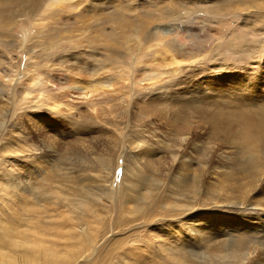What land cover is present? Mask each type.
Returning a JSON list of instances; mask_svg holds the SVG:
<instances>
[{"label":"rangeland","instance_id":"1","mask_svg":"<svg viewBox=\"0 0 264 264\" xmlns=\"http://www.w3.org/2000/svg\"><path fill=\"white\" fill-rule=\"evenodd\" d=\"M108 1L113 2H111V5H109L110 2ZM127 1L129 0H100L99 3L103 4L102 6L99 5L101 8L99 6L95 8L97 4H94L92 9H90L87 13H83L82 15H79V12L86 9L88 5L91 6L92 4L90 5V2L97 3L98 1L96 2L95 0H89V2H81L82 4L79 8L65 11L57 9L60 8V5L54 6L53 2H44L43 7L37 14H33L27 10L25 14L16 16V25L11 28L12 31L10 30L9 32L3 33L4 35H2V31H0V55L3 57V59H0L2 61L0 62V77L2 75L8 74L6 72L7 69L12 70V78L20 77L17 79L18 82H16L18 83V88L21 90L29 89V91H31L30 89L33 84H36L40 81V83L37 84L38 88H36L33 92L34 95H38V97L34 95L33 97H37L36 100L40 101L36 105L33 102H26L25 104L21 98H18L12 102L11 100H13V98L10 99L7 97L9 99L7 100L6 98L3 99L1 98L2 96H0V108L5 107L12 112V114L11 112H7L8 115L6 117V123L2 131H0V148H2L0 150V179H7L9 181L10 177L8 176L10 173L8 174V172L11 171L7 170L9 168H7L8 166L6 165L9 164L10 161H21V164L24 165L22 170L26 169L27 167L28 169H31L32 165L38 164V166L41 168L40 173L33 172V174L31 172L28 175L26 173L22 175L19 170H14L12 176L16 177L17 179L25 176L23 179H26L24 180V182H26L27 179L31 178L30 175H32L35 180H33V182L36 185L44 183L40 181H43V179L46 181L51 177L49 182L52 181L59 190L64 187V192L66 194L68 193V195H78L77 192L81 185H87L91 190L97 191L96 188H99V186L103 184L102 181H96L100 173V170H98L99 168H95V166L92 165L98 158L107 157V159H111V161L115 162L113 165L115 166L114 180L112 183L109 182L110 180L106 182V188L110 187L108 190H106L107 192H112V194L104 200L105 202L103 201V205L101 206V211L106 210V215H104L105 220H103L102 223H107L111 218L112 220L115 218L116 210L114 209H118V199H120V196L121 199L123 197L125 200H128L130 199V196H141L147 193V189H144L145 186L139 187L138 193L133 192L130 194V196H127L129 193L127 194L126 191L124 192L123 174L126 170V161H128V158H138L137 162H140L138 166L146 179H150V176L159 177L158 175H160V171L162 172L161 176H164L165 178H159L161 180V188L159 193H157L160 194L163 192V190H166V186L171 179L170 177H173L176 174L174 173V169H177V167L175 168L176 162L174 161L171 154L173 150H176V148L172 145H175L176 140H179V135H185V176H188V178L186 176L185 179H188L187 181H190V185H192L190 179L198 177L200 178L201 183L197 186L199 194L197 199L193 198L189 193L190 189H185V218L175 222L174 228L178 230L177 232L179 235H181V232L179 233L180 229L183 228L185 230V242L183 241L182 243L184 244L183 250L185 252L183 253H185V258L187 259L186 261L192 262V254H195L196 256L194 257H196V261L200 262L208 258L211 260V264H217L216 261L218 257L213 255V251L217 252L216 248L220 247V243L218 242L219 240L224 238L223 242L227 244L229 239L234 238L236 241L235 244L239 242L240 246H242V240L246 241L248 244H251L252 242L260 243L263 240L264 232L254 231L242 234L239 231L233 233L229 231L231 235L229 233L227 234L223 232L225 229H227L226 227H237V225L246 223L248 221L247 219L250 218L258 219L259 217L258 220L260 221L264 219V212L259 209L260 207H255L259 206L257 204L258 202H264V171L263 175L261 176L263 180L260 183V188L257 187V192H255L253 195H248V198L249 196L250 198H247L244 206L237 204L238 200L236 202H226L225 200L216 198L218 194L215 192L218 191V186L224 185L222 182L230 184L236 179L238 181L239 179L242 180L241 177L244 176V169L240 168L243 165V162L241 163L239 159H243L244 156H241L240 151H238L236 147L234 148L232 145L228 146L227 140L230 138H226L224 133L216 131V129L213 127V119H216L217 116H220L217 118H219V120H224L225 117L217 114L220 108L216 109V106H220L221 101L215 102V93L204 90V86L208 87L209 83L203 82L204 78L202 77L203 75H201V73L202 71H205L206 73L204 74L209 75L210 73L216 71L218 73H231L235 75L236 73L241 74L242 72V74L244 73L242 79H245L250 84H254L255 80H251L249 73L244 71V66L248 65L249 61L254 59V57L251 51L247 50V48L241 45V39L245 38L244 44L249 43V38L252 39L251 30H253L254 27L259 29L261 36H264V31L263 28L261 29V25L253 24L257 17V7L262 2H251V0L250 2L248 0H230L226 2V8L216 10L211 6V4L213 2L223 4L224 2H222V0ZM103 2H105V5ZM118 3H120L123 7L121 6L122 8H118L119 10L117 11L115 10L116 7L114 5H118ZM180 3H185V5L190 7H184V11L191 10L193 12H198H192L190 14L183 12L182 14H179L175 8L177 5H179L180 8ZM12 8L17 14L21 10L20 6H13L9 9ZM43 11H45L44 14H42ZM52 11L56 12L57 14L56 19L53 21L47 17L48 15L50 16ZM97 11L100 13V15L95 14ZM128 12L130 14H128ZM136 14L140 16L136 17ZM142 17H144V20H147L146 22L151 21L150 28L143 26V29H141L138 25L131 24L133 22L138 23ZM159 17L161 19H159ZM211 19L215 21L216 25L210 24L211 28H209L207 20ZM126 20H129L131 30L127 29L129 25H123L128 22ZM55 22L60 23H56V25H59L58 27H56L54 24ZM122 30H125L127 33L120 40L117 38H112L113 36L109 35V32L114 31L119 33ZM146 30L148 33H153L156 36V41L160 39L167 40L172 49L176 46L185 49V61L183 62L185 68L184 66L182 67L183 69L179 68V70L182 71L181 76L185 81V122L184 124L182 123L180 128L176 122V124L174 123V120L177 119L172 114H170L177 110V108H172V105L175 104L173 102L174 97L165 103L163 100H161L163 98L155 100V97L152 96L154 95L157 87H161L162 85L165 86V83L169 84L168 82H172L170 77H172V74L175 75L174 70L176 69L174 68H176V65L172 66V69H170V62L166 60L167 64H164L165 60L162 57L165 55H162L161 57V54H157L155 56L158 62L161 63L162 61V65L159 63L162 70L161 75H155V80L157 82L154 80L151 82V80L149 81L148 79H145L141 84H139L140 86L136 85L140 91L138 90V93L135 94L131 90L133 93L132 94L127 87L122 88L123 85H127V83L124 81V76L126 75L125 77H128L127 74L122 73V70L126 72L130 71L129 76H132L133 80H137L138 82L142 81L143 78H146L149 73L155 70L149 66L148 68L144 67L143 65H141V67L138 64L136 66L137 62L141 60L145 61L148 56L153 57V54L156 50L153 48H147L145 44V40H147L145 35ZM162 33L167 36H164ZM220 33L222 35L219 36ZM215 34H217V36H213ZM148 38L150 37L148 36ZM185 40H188V42L185 43ZM11 41L16 43L17 46L15 44L13 46L15 49H11L9 46L6 48V43ZM199 41L206 49L210 50L212 46L213 49L207 54L208 56L206 57L199 55L192 58L188 48L193 47L195 43L197 44ZM112 46H118V48ZM20 48L21 51H18ZM114 49H120L122 51V57L119 59L120 62H114V64L119 65L123 60V64L120 66H114L112 63H109V61H111L110 58L112 55V50ZM21 52L23 54H21ZM124 53H127V55H123ZM143 53L147 54V56L145 57V54ZM86 61L90 63L89 65L91 68H89ZM98 63L109 64L106 68L98 69ZM207 64H212V66H215L216 69L208 71L206 69ZM40 65L42 66V72L40 71ZM124 65L126 66L124 67ZM164 65L167 68L169 65V69L170 71L173 70L171 71L173 73L170 74L169 69L166 70ZM51 66L54 69L51 68ZM128 66L130 68H128ZM83 67H86L85 69L87 72L85 69H81ZM92 67L98 70L89 71L92 69ZM140 67L143 70H141ZM25 68L28 71L24 73ZM228 68L229 70H227ZM260 68L264 67L261 65ZM81 70L85 71L82 72ZM36 71L39 72V74ZM163 71H165V73H163ZM181 71L178 72L180 73ZM166 72H169L170 75H166ZM132 73L133 75H131ZM145 73L147 75H144ZM190 74L192 75L191 77H189ZM195 74H197V76ZM214 75L219 76L217 73H214ZM226 77L227 75L222 79H226ZM1 78L0 80H3V78ZM109 78L111 83H113L112 88L120 89L121 87L118 92L109 91L111 87L106 86L108 85V82L106 83V81H109ZM174 78H176L173 80L174 84H177L179 79L177 76ZM213 78L216 79L215 76ZM217 79L220 78L217 77ZM258 79L259 77L256 78L257 81H259ZM158 80L161 81V83ZM103 82L104 84L106 83V85L102 84ZM41 84L43 85L44 90L42 89ZM176 86L177 85L170 86L169 91L172 92L173 95L183 89V86L181 85H178L177 87ZM153 87L156 88L154 89ZM56 90H58L56 94L59 97H56V101L58 102L59 100L58 103L61 102L59 104L61 107L59 111L54 112L46 107L44 104L46 101L40 97L39 93H45L46 95L49 92V94L46 95L48 96L50 94H54ZM232 90V88H228V91ZM241 91L243 92L241 94L242 96H236L244 97L251 95L247 90ZM199 93L203 95L202 98H200ZM164 95H166L164 97L165 100L167 98V94L164 93ZM122 98H126V100H124V104L121 101ZM250 98H252V96ZM257 98H259V100H264V90L261 95L257 96ZM67 103L70 105L72 104L74 109L70 111L65 106ZM62 105L64 106L62 107ZM125 105H127V107ZM165 105H167V108L163 109L161 112L167 114L161 118L162 115L159 114V110L162 108L161 106L165 107ZM65 108H67L68 111ZM169 108H172L170 112ZM123 111H126L124 115L127 117L122 114ZM166 116H169L168 119L170 122L168 119H166ZM146 124L150 126H147ZM174 125L176 126L174 127ZM140 130H142L144 134H141ZM15 140H19L21 143H18ZM163 140L170 145L168 149L169 151H166V149L161 147L163 146L161 143ZM139 142H142V145L139 146ZM23 143L26 146L25 148L24 146L21 148ZM148 145L151 147H148ZM158 147L160 149H158ZM4 148L5 152L3 151ZM11 148L16 150L14 151ZM171 148L174 149L171 150ZM227 158H230V161H227L228 163L224 165L223 160H226ZM21 159H23V161ZM25 159L28 162H26ZM171 159L173 161H171ZM3 161L8 163H4ZM163 162L165 164H163L165 166L164 168L162 165ZM116 165L118 166L116 167ZM133 166L135 167L136 163L133 164ZM155 167L159 168L157 170H160L158 171V175ZM225 167L228 168V170ZM153 170H155L156 173ZM225 170L228 172L226 173ZM165 171L169 172L170 175L167 176L168 174H165L167 173ZM56 172L58 176L56 175L54 177V175H51L56 174ZM58 172L67 177H65V179H59L60 175ZM163 172L165 173L163 174ZM240 173L241 175H238ZM237 175L239 176V179ZM167 177L168 181L166 180ZM38 178L41 179L39 180ZM163 181L164 183H162ZM168 187L169 186H167V189ZM27 195H30V191L27 193H22L21 199L24 200ZM72 195L70 196L73 197ZM114 199L117 200V204H115ZM120 203H122V200ZM130 206L134 207V205ZM60 207L61 209L59 211L62 210V212H66L68 209L73 212V208H68L69 206L64 205L63 203ZM3 209L4 207L0 202V251H7L9 240H5V238L2 237L1 232L2 227L5 224L3 219L7 217L8 220L9 214ZM133 216L134 214L129 215L126 213L125 215V213H123V217L125 218H132ZM67 217L71 218L73 222H75L76 226L85 225V222H82V217L81 221L76 220L77 216H75L73 219L72 216L68 214ZM86 217L91 221L93 220L92 217ZM203 217L205 219L208 218V220H205ZM99 220L97 221L96 218L94 219V222L97 221L98 223ZM128 220L129 224L130 219ZM122 221L124 222L123 219ZM183 221H185V226L182 223ZM253 222L255 223L254 225H258L256 221ZM158 223L163 224L166 222L158 221ZM212 223L215 224L214 227H218V229H214V227H212V232L216 230L218 233L213 234L212 236L209 234L203 238V233L207 232L206 230L211 226ZM125 224L127 223H124L123 225ZM141 224L142 220H133V222L130 223V227L129 225L123 226L121 233L119 232L115 236L121 237L136 232V235H134L132 239L135 240V242L138 241L139 243L136 242V245L140 246L142 242L144 243L145 235L140 236L139 234L143 235L145 231L136 228H140ZM162 224H157L156 222L155 226ZM97 225L100 226L101 223ZM89 226L91 228V225ZM219 227H222V229H219ZM174 228L173 231L176 232ZM138 230L142 232L140 233ZM152 230L153 232L158 231L154 227ZM177 232L175 234L173 232V234L176 235ZM173 234L172 236H174ZM110 238L112 237L106 236V239ZM207 238L209 241L213 239L210 244L207 243ZM156 240H159V236L154 241L156 242ZM101 242H103V240H101ZM134 245V242L124 245L125 248H121L120 251L129 254L127 249L132 246L130 250L135 251L133 248L137 246ZM208 245L211 247L207 251ZM240 246L239 248H241ZM153 248L148 247L146 244V247H144L146 250H142L144 251V256L142 257L138 256L136 251L133 256L128 258L119 254L121 253L119 252L110 258L107 257L109 256V254H107L106 258H103V260L100 261L99 259H94L93 261L94 264H179L173 260L170 261L168 259L167 261L164 256V251L161 252L157 247L154 249ZM151 249L153 250L150 251ZM234 251L236 252L237 250L235 249ZM202 254H206V257ZM261 257L262 256L259 255L257 258ZM257 261L259 263L264 262V260ZM81 262H83V259L77 261L78 264ZM92 263L93 262H90V264ZM0 264H3L1 257Z\"/></svg>","mask_w":264,"mask_h":264},{"label":"bare ground","instance_id":"2","mask_svg":"<svg viewBox=\"0 0 264 264\" xmlns=\"http://www.w3.org/2000/svg\"><path fill=\"white\" fill-rule=\"evenodd\" d=\"M95 1L96 2L98 1V2L97 3L90 2L89 4L90 5L92 4V5L91 6L88 5L86 7V9L83 8L84 10H82V11L80 8L81 12H79V15H82L83 13H87L90 9L93 8L92 6H94V4L95 5L97 4L95 6V8L98 7L99 5L100 6L103 5V4L99 3L100 0H95ZM130 1L131 0H129L127 2H130ZM186 1H188V0H186ZM227 1H230V0H222V2H224L223 4H218L217 2H213L211 4V6L216 10L224 9L227 6V3H226ZM238 1H244V0H238ZM248 1L250 2V0H248ZM0 2H1V5H0V31H2V35H4L3 33L9 32L11 30V28L16 25L15 24L16 16L25 14L27 10L33 14H37L39 12V10H41V8L43 7L44 2H53L54 6L60 5V8H57V9L65 11V10L77 9L81 6V4H82L81 2H89V0H0ZM108 2H110L109 5H111V2H113V1H108ZM251 2H262L257 7V11H256L257 17L254 20L253 24H260L261 29L263 28V31H264V0H251ZM103 3L105 5V2H103ZM120 3H118V5H114L116 7L115 10L118 11L119 10L118 8L123 7ZM174 5H176V4H174ZM13 6H20L21 10L18 14L13 10V8L9 9L10 7H13ZM184 7L190 8L187 5H185V3H180V8H179V5H177L175 10L177 12H179V14H182L183 12H187L188 14H190L193 12L191 10L184 11L185 10ZM137 8H138V5H137ZM130 9H132V8H130ZM18 11H19V9H18ZM134 12H135V10H134ZM197 12L198 11H195L193 13H197ZM44 13H45V11L42 12V14H44ZM122 13H120V14H122ZM95 14L100 15V13L98 11L95 12ZM128 14H130V13L128 12ZM56 15H57L56 12L52 11L50 16L48 15L47 17H48V19L53 21L56 19ZM101 15H104V14H101ZM138 16H140V15L136 14V17H138ZM159 19H161V18L159 17ZM159 19H157V20H159ZM106 20H107V17H106ZM126 21H128V22L126 24H123V25H129V27H127V29L131 30V25H130L129 20H126ZM146 21L147 20H144V17H142L140 19V21H138V23L133 22L131 24H136L141 29H143V26L146 28H150L151 21H148V22H146ZM56 23L57 22H55L54 24L56 25ZM207 23H208L209 28H211L210 24L216 25L215 21L213 19L207 20ZM54 24H51V25H54ZM93 24H90V25H93ZM217 24H218V22H217ZM224 24H226V23H224ZM58 26L59 25H56V27H58ZM63 26H65V25H63ZM213 29H215V28H213ZM126 33L127 32L125 30H122L119 33L113 31V32H109V35L113 36L112 38H117L118 40H120ZM147 33H148V31L146 30L145 35H146L147 40H145V44H146L147 48L156 49L155 53L153 54L154 58L148 56V58L145 59L146 62L144 60L143 61L141 60V61L136 63V66H137V64L140 66L143 65L144 67H147V68L149 66V67H152L153 69H155L156 72H155V70L154 71L152 70L153 72L149 73V75H147L145 73L144 75H147V77L143 78L142 81L138 82L137 80L136 81L133 80L132 76H129L130 71L126 72V71L122 70V73L127 74V76H128V77H125L126 75L124 76V81H125V83H127V85H123L122 88L127 87L130 91L132 90L135 94V93H138V90H139V88H137L136 85L141 84L145 79H148L149 81L151 80V82H152V80L157 82L155 80V78H156L155 75H158V74L161 75L162 61H161V63L158 62V60L155 58V56L157 54H161V57H162V55L163 56L165 55L164 57H162L165 60L164 64H167L166 63L167 61L170 62L171 68L169 67V65H168V68L164 65L165 66L164 68H166V70H168L169 68L172 69V66L176 65V68L173 67L174 69H176V70H174L175 75L172 74L173 78L170 77L171 78L170 80L172 82H168L169 84L162 81L163 83L166 84L165 86L164 85L161 86V84H160L161 87H157L158 89L155 87L156 90H155V92L153 91L154 95H152V96L155 97L154 98L155 100L159 99V98L160 99L163 98L161 100H163L165 103L174 97L173 102L175 104L172 105V108H177V110L176 111L174 110L175 112L170 113V114H172L177 119V120H174V123L176 122L180 128L182 126V123L184 124V122H185V81H184L183 77L181 76L182 71L179 70V68H182L184 66L183 62L185 61V49L180 48L178 46H176L172 49L171 45L168 43L167 40L160 39V40L156 41L157 40L156 36L153 33H148V36L150 38H148ZM217 34H215L213 36H217ZM251 34H252V39L249 38V43H247V44H244L245 38L244 39L240 38V39L242 42L241 45L244 46L245 48H247V50L251 51L253 54V57H254V59L249 61L248 65L244 66V71H247L249 73L251 80H255L254 84H250L245 79H242L243 75H244V73L242 74V72H241V74L236 73L235 75L231 74V73L230 74L218 73L216 71L210 73L209 75L204 74V73H206L205 71H202V73H201V75H203L202 77L204 78L203 82L209 83L208 87L204 86L205 87L204 90H206L208 92L215 93V102L221 101V105L216 106V109L220 108L217 114L221 115L222 117H225V119H226V120L224 119L225 121L219 120V118H217V117H220V116H217L216 119L212 118L213 119L212 120L213 121L212 122L213 127L216 129V131L224 133L226 135V138H228V139L230 138L229 140H227L228 142L226 141L228 146L232 145L234 148L236 147V149H238V151H240L241 156H244L243 159H239V161L241 163L243 162V165L240 167V168L244 169V171H243L244 173L242 172L244 174V176L241 177L242 180H240L239 176H238V175H241V173H240L237 175L239 181L236 179L237 181L235 180L234 182H232L230 184H228L226 182H222L224 185L218 186L219 189H217L218 191L215 192L218 194V196H216V198L221 199V200H225L226 202H236L238 200L237 204H239L241 206L245 205V202L248 198V195H250V194L253 195L255 192H257V187L260 188V183L263 180V178L261 176L263 175V171H264L263 170V166H264V100L263 99L259 100V98H257V96L261 95V93L264 90V68H260L261 65L264 67V36L260 35L259 29L256 27H254V29L251 30ZM163 35L167 36L165 34H163ZM220 35H222V34L220 33L219 36ZM140 36H142V35H140ZM159 36H161V35H159ZM187 42H188V40H185V43H187ZM14 44L16 45V43L14 41L6 43V46H7L6 48H8V46H9V48L15 49V47H13ZM112 47L118 48V46H112ZM127 49H128V47H127ZM188 49H189V52H190V55L192 58H194L195 56H199V55L206 57V56H208L207 54L213 49V46L210 50H208L199 41L197 44L195 43V45L193 47H190ZM18 51H21V48L18 49ZM22 51H23V49H22ZM121 53H122V51L120 49L112 50V55L110 58L111 61H109V63L110 64L112 63L114 66L122 65L123 64L122 59H121L122 61L119 65L114 64V62H116V63L120 62L119 59L122 57ZM21 54H23V53L21 52ZM143 54H145V53H143ZM143 54H141V55H143ZM123 55L126 56L127 53H124ZM146 56H147V54H145V57ZM179 56H182V57H179ZM0 57H2V56L0 55ZM9 57H10V54H9ZM89 57H91V56H89ZM116 57H117V59H116ZM161 57H159V58H161ZM0 59H3V57ZM28 59H27V61H28ZM0 62H2V61L0 60ZM58 63H59V61H58ZM86 63L89 66V68H91L89 65L90 63H88L87 61H86ZM109 63H104V64L98 63V66H99L98 69L106 68ZM41 65H42V63H41ZM41 65L39 66L40 71H41V67H42ZM56 66H58V65H56ZM125 66L126 65H124V67ZM33 67H34V65H33ZM141 67H140V69H141ZM26 68L24 69V73L28 71L27 70L28 68L27 69ZM51 68H53V67L51 66ZM85 68L83 67L81 69H85ZM128 68H130V67L128 66ZM184 68H185V66H184ZM31 69H30V71H31ZM98 69H95L92 67L91 70H89V69L88 70L89 71H97ZM170 69H169V71H170ZM206 69L208 71H212L213 69H216V67L212 66V64H207ZM141 70H143V69H141ZM146 70H148V69H146ZM227 70H229V68ZM84 71H82V72H84ZM171 71H173V70H171ZM171 71H170V74L173 73ZM178 71H181V72L179 73ZM184 71H185V69H184ZM184 71H183V73H184ZM6 72L8 74L2 75L1 77L3 78V80H0V96H2L1 98H3V99L6 98L7 100H9L7 97H9L10 99L13 98V100H11L12 102L17 100L18 98H21V100H23V103H25V104H26V102H28V103L33 102L36 105L38 102H40L39 100H36L38 95H34V93H33L34 90L36 88H38L37 84L40 83L39 80H38L39 81L38 83L33 84L31 86L30 90L32 92L29 91V89L21 90L18 88V83H16V82H18L17 79H19L20 77L19 78H16V77L12 78V76H11V74L13 73L12 70L7 69ZM86 72H87V70H86ZM37 73L39 74V72H37ZM133 73L131 75H133ZM152 73H154V74H152ZM163 73H165V71H163ZM214 73L219 74V76L214 75ZM167 74H169V72H166V75ZM195 75L197 76V74H195ZM221 75H223V76H221ZM226 75H227L226 79H222ZM176 76L179 80H178L177 84H174L173 80L176 79V78H174ZM183 76H185V75H183ZM191 76L192 75L190 74L189 77H191ZM214 76L216 77V79L213 78ZM217 77H219L220 79H217ZM257 77H259V79H258L259 81L256 80ZM26 78H25V80H26ZM134 79H137V78H134ZM157 79H159V78H157ZM207 80H209V81H207ZM21 81H23V80H21ZM104 82L102 84H104ZM159 82L161 83V81H159ZM166 82H167V78H166ZM230 82H232V83H230ZM106 83L108 85H106ZM106 83L104 85L111 87L110 88L111 90L109 89V91L118 92L121 89V87H120V89L112 88L113 83H111L110 78H109V81H106ZM153 83H152V85H153ZM156 84H155V86H156ZM169 85L170 86L181 85V86H183V89L180 90L175 95H173V93L169 91L170 90ZM41 87L43 89V85ZM228 88H232L233 90L228 91ZM39 89H40V87H39ZM42 89H41V91H42ZM58 90H56L54 94H52V95L50 94L48 96H46V95L49 94V92L46 95H45V93H39L40 97L45 99L46 102L44 104L46 105V107L48 109L54 111V112L59 111L60 107H61V105L59 106V104L61 102L58 103L59 100H58V102L56 101V97L59 98L56 94ZM241 90H247V91H249V93L251 95L244 96V97L236 96V95H241L243 93ZM132 91H131V93H132ZM143 92H144V90H143ZM164 93L167 94V98L165 100H164V97L166 95H164ZM33 95L37 96V97H33ZM147 95H149V94H147ZM199 96H200V98L203 97V95H201V94ZM251 96H252V98H250ZM132 97H133V95H132ZM124 100H126V98L121 99L123 104H124ZM127 104H128V102H127ZM63 106L64 105H62V107ZM65 106L70 111L74 109L72 104L70 105L69 103H67V105H65ZM125 106L127 107V105H125ZM166 106L167 105H165V107L161 106L162 108L160 107L162 109V110L161 109L159 110V114L162 115L161 118H163V116L167 114V113L161 112V111H163V109L167 108ZM22 107H23V105H22ZM38 108H40V107H38ZM67 108H65V109H67ZM68 109H67V111H68ZM171 109L169 108V112ZM7 112H11V111L5 107L0 108V131H2V129L6 123L5 121H6V117L8 115ZM125 112L126 111H123L122 114L124 115ZM11 114H12V112H11ZM157 114H158V112H157ZM125 117H127V116H125ZM168 118H169V116L166 119H168ZM168 121H169V119H168ZM9 122H11V121H9ZM172 122H173V120H172ZM147 126H150V125H147ZM175 126L176 125H174V127ZM215 129H213V130H215ZM144 130H145V128H144ZM147 131H149V130H147ZM140 133L144 134V132L142 130H140ZM132 136H134V135H132ZM178 138H179V140H178L179 142L176 140L175 145H172L173 147L176 148V150H173L174 148H171V150H173V152L171 153L172 157H173L174 161L176 162L175 168L177 167V169H174L175 170L174 173H176V174L173 177H170L171 178L169 180L170 184L165 183L171 189L169 187L167 189V186H166V190L165 191L163 190V192H161L160 194H158L159 190L161 188V180H160L161 178L160 177H164V176H161L162 172L160 170H157L159 168L155 167L156 168L155 170H157V175L159 174L158 171H160V175H158L159 177L150 176V179H146L143 176L142 171L140 170V168L138 166L140 163V162H137L138 158L132 159L130 157L128 158V156H127V158H128V161H126L127 166H126V170L123 174V181H124V189L123 190H124V192L126 191L127 194L129 193V195H127V196H130V194L133 192L138 193L139 187L145 186L144 189H147V193L145 195H141V196L140 195L135 196V197L130 196V199H128V200H125L123 197L121 199V196H120V199H118L119 200L118 201V209L117 208L114 209V210H116L115 218L113 220L111 218L110 221L108 220L109 222H107V223L105 221H104L105 223H102V221L105 220L104 215H106L105 214L106 210L101 211V206L103 205V201L105 199H107L112 194V192H109V191L107 192L108 188H110V187L106 188V182H108L110 180L109 182L112 183L114 180L113 178H114V174H115L114 173L115 166H113V165L115 164V162L111 161V159H107V157H100L93 163V165L91 164L92 166H95V168H99L98 170H100V173H99L96 181H102L103 184H101L99 186V188L98 187L96 188L97 191L91 190L87 185H84V186L81 185L78 189V192H77L78 195H74V194L68 195V193L66 194L64 192V187L59 190L57 188V186L53 184L52 181L49 182V179L51 177L50 178L47 177L48 179L46 181H45V179H43V181H40V182H44V183L36 185L33 182L34 177H32V175H30L32 179L29 178V179H27L26 182H24V180H26V179H23V177H25V176H23L22 178L18 177L19 179L12 176V173H14V170H19L22 173V175H24V173H26L28 175L31 172L32 173L33 172L40 173L41 168H40V166H38V164L32 165L31 169H28V167H27L24 170H22L24 168V165L21 164V161H14L13 160L14 162L10 161L9 164H7V165L5 164L6 166H8L7 168H9L7 170H10L11 172L6 171V172H8V174L10 173L9 176L7 174V176L10 177L9 181L7 179H5V180H2V178L0 179V202L2 203V206L4 207L3 210L6 211L9 215H8V220H7V217L5 219H3L5 224L2 227L1 234H2V237L5 238V240H7V239L9 240V246H8L7 251H0V257L2 259V263L3 264H76L77 261H79L80 259H83V262H81L80 264H90V262H93L92 264H94V261H93L94 259L95 260L99 259L101 261V260H103V258H106L107 254H109V256H107V257L110 258L111 256H113L119 252H121L119 254L128 258V257L133 256L135 251H136V254L138 256L142 257V256H144L143 255L144 251H142V250H146V249H144V247H146V244H147L148 247H151V248L157 247L161 252L164 251V256H165V259L167 261L169 259L170 261L173 260L179 264H211V260H209L208 258L203 260V261H200V262L196 261L195 260L196 257H194V256H196L195 254H192V256H193V258L191 257L193 259L192 262L186 261L187 259L185 258V253H183V252H185L183 250L184 244L182 243L183 241L185 242V236H186L185 230L183 228L180 229L179 233L181 232V235H179L177 232L178 230H176L174 228L175 222H178L179 220L185 218V189H188V190L190 189L189 193L192 195L193 198L197 199V197L199 195L197 186L201 183L200 178H198V177L190 179L192 185H190V181H187L188 179H185V177L187 176V175L185 176V135H179ZM15 141H17V140H15ZM17 142L19 143L20 141L18 140ZM24 142H25V139H24ZM142 142H139L138 145L139 146L142 145ZM161 143L163 146H161V145L160 146L162 148L166 149V151H169L168 149H169L170 145L168 143H166L164 140L161 141ZM152 144L155 145L154 143H152ZM158 144H160V143H158ZM150 145H151V143H150ZM150 145H148V147ZM3 146H4V144H3ZM22 146H24V148L26 147L24 143L21 145V148H22ZM1 149L2 148H0V150ZM11 149H13V148H11ZM158 149H160V148L158 147ZM4 150H5V148L3 149V151ZM19 150H20V148H19ZM4 152H3V154H4ZM0 155H1V153H0ZM21 160L23 161V159H21ZM39 160H41V159H39ZM221 160H223V159H221ZM25 161L28 162L26 159H25ZM171 161H173V160L171 159ZM223 161H224L223 163L225 165L226 163H228L227 161H230V158H227L226 160H223ZM4 163H8V162H4ZM135 163H136V166L134 167L133 164H135ZM28 164H30V163H28ZM163 164H164V162L162 163V165ZM164 165H163V168L165 167ZM224 165H222V166H224ZM117 166L118 165H116V167ZM52 167H54V166H52ZM158 167H160V166H158ZM45 168H46V166H45ZM226 169L228 170V168H226ZM5 170H6V168H5ZM155 170H153V171H155ZM163 170H165V169H163ZM227 170H225L226 173L228 172ZM165 172H167V171H165ZM165 172H163V174ZM155 173H156V171H155ZM165 174H168L167 176L170 175L169 172H167ZM45 175H46V173H45ZM51 175H54V177L56 175L58 176L57 172H56V174H51ZM59 175H60L59 179H61V178L65 179V177H67V176H63V174H61V173H59ZM36 177H35V179H36ZM187 178H188V176H187ZM66 180H67V178H66ZM166 180L168 181V177ZM77 181H79V180H77ZM123 181H122V183H123ZM55 183H56V181H55ZM162 183H164V181ZM28 191H30V195H27V197L25 199L30 200V201H27L25 199L24 200L21 199L22 198L21 194L27 193ZM118 192H117V194H118ZM70 195H72L73 197H71ZM171 196H173V197H171ZM249 198H250V196H249ZM171 199H173L174 201ZM114 200H115V204H117V200L116 199H114ZM114 200H112V201H114ZM121 200H122V203H120ZM62 203L64 205L69 206L68 208H73V212L68 210V209L66 212H62V210L59 211L61 209L60 206L62 205ZM195 204H197V203H195ZM257 204L259 206H255V207H260L259 209L264 212V202L263 203L258 202ZM130 205H134V207H132ZM127 206H129V207H127ZM73 213L75 214V216H77V218H76L77 221H81V217H82V222L84 221L85 225H87V226H85V225L76 226L75 222H73V220L71 218L67 217V215L69 214L74 219L75 216ZM123 213H125V215H126V213L129 215L134 214V216L132 217L134 219H132L131 217L130 218L123 217ZM6 216H7V214H6ZM86 216L92 217L93 220L91 221L90 219H87ZM96 218H97V221L100 219L98 223H97V221L94 222V219H96ZM122 219L124 220V222L122 221ZM128 219H130V223H132L133 220L134 221L135 220H142V224H141L140 228H136V229H142V231H145V233H143V235L139 234L140 236L145 235L144 236L145 237L144 243L142 242L140 244V246L136 245V242H138V241L135 242V240L132 239V237L134 235H136V232L130 233V235L121 236V237L115 236L119 232L121 233V231H122L121 229L123 226L129 225V227H130L132 225V224L130 225V223L128 224V222H129ZM206 219L208 220V218H206ZM258 219H259V217H258ZM258 219L257 218L247 219L248 221L246 223H242L241 225H237V227L232 226L233 228L228 226V227H226L227 229H225V231L223 233H227V234L229 233L230 234V232L233 233L236 231L237 232L239 231L242 234L247 233V232H254V231L255 232H264V219H262V221H260ZM158 221H162V222L164 221L167 224L166 223H163V224L158 223ZM253 221H256V223H258V225H254L255 223ZM156 222H157V224H162V225L155 226ZM99 223H101L100 226L97 225ZM124 223H127V224L123 225ZM182 223L185 226V221H183ZM89 225H91V228ZM214 226H215V224L212 223L211 226L206 230L207 232L203 233L204 234L203 238L208 236L209 234H211V236H212L213 234L218 233L216 230L212 232V227H214ZM153 227L156 228V230H158V231L153 232V230H152ZM173 228L176 230L178 235L177 234L174 235L176 232L173 231ZM214 229H218V227L216 226V227H214ZM219 229H222V227H219ZM138 231L140 233L142 232L140 230H138ZM173 232H174V234H173ZM172 234L174 236H172ZM106 236H111L112 238L106 239ZM158 236H159V240H156V242H155L154 240L157 239ZM231 237H235V236H231ZM241 237H244V236H241ZM101 240H103V242H101ZM211 241H209V239H208L207 243L210 244ZM223 241H224V238L219 240L218 242L220 243V247L216 248L217 252L213 251V253H214L213 255H216L218 257V259L216 261L217 264H264V262L259 263L257 261V260H261V261L264 260V238L260 243H253L252 242L251 244L250 243L248 244L246 241L242 240L243 241V242H241L242 246H240L239 242H237L235 244L236 241L234 238L229 239V242H228L229 244L228 243L225 244ZM111 242H113V243H111ZM132 242L135 243L134 246H137V247L133 248L135 251L130 250L132 246L127 249L129 254L123 253V251H120L121 248L122 249L125 248L124 245L131 244ZM239 246L241 248H239ZM252 246H255V247H252ZM210 247L208 245L207 251L210 249ZM153 249H151L150 251H152ZM235 249L237 250L236 252L234 251ZM202 255H204L206 257V254H202ZM259 255H261L262 257L257 258ZM230 258H233V259H230Z\"/></svg>","mask_w":264,"mask_h":264}]
</instances>
